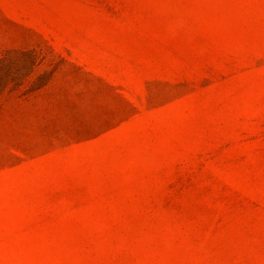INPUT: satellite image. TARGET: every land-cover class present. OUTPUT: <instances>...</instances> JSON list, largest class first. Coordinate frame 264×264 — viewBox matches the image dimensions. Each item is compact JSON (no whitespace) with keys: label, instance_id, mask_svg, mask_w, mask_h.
I'll list each match as a JSON object with an SVG mask.
<instances>
[{"label":"rangeland","instance_id":"obj_1","mask_svg":"<svg viewBox=\"0 0 264 264\" xmlns=\"http://www.w3.org/2000/svg\"><path fill=\"white\" fill-rule=\"evenodd\" d=\"M0 264H264V0H0Z\"/></svg>","mask_w":264,"mask_h":264}]
</instances>
